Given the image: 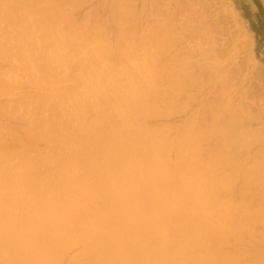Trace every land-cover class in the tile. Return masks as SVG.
Wrapping results in <instances>:
<instances>
[{"label":"bare ground","instance_id":"1","mask_svg":"<svg viewBox=\"0 0 264 264\" xmlns=\"http://www.w3.org/2000/svg\"><path fill=\"white\" fill-rule=\"evenodd\" d=\"M87 2L0 0V264H264L260 114L238 112V97L220 101L234 88L222 81L220 93L208 89L221 105L211 94L181 127L153 122L200 83L189 67H211L215 42L197 46L198 64L196 49L176 63L164 2L112 0L113 30ZM160 29L173 30L171 44ZM206 149L221 165L211 182Z\"/></svg>","mask_w":264,"mask_h":264},{"label":"rangeland","instance_id":"2","mask_svg":"<svg viewBox=\"0 0 264 264\" xmlns=\"http://www.w3.org/2000/svg\"><path fill=\"white\" fill-rule=\"evenodd\" d=\"M90 1H92L90 3H93L94 6L92 4H90V3H88L89 2L88 1L87 2L88 5H87V3H85L87 9L89 8V6L92 5L93 6L92 9H91V10H93L92 12H96V10H98L97 15L100 13L99 18L100 17L103 18V15H104V18H106L105 15H107V19H110L112 22H110V20L106 19L107 21L110 22V24L108 22L106 24H107L108 27H110L111 30H113V28H112L113 27V20H112V17L110 15V13H111L110 5L112 3V0L111 1L108 0L109 3H108V1L106 3V0H104L105 2L103 0H90ZM157 2L160 3V5L162 4V2L165 3V4H163L164 5L163 7H162V5L159 7V10L163 8L161 10V12H159L160 14L163 13V12L167 13V14H162L161 15V17L164 15L165 18L162 17L163 18L162 19L161 17H159V19H161V20L166 19V15L168 17V15H169L168 11L171 12V16H172L173 15L172 12L174 11V13H175V10H176V13H175L173 18H171V16L169 15L170 20L174 19V23H175V25H173V22L170 23L171 29H174V26L175 27L177 26V28H180L182 26V24H186V21L184 20L185 18H189L190 17L188 20L191 23L193 21H195L193 26H191L189 28L190 30H186L185 29V27L187 25H185V27H184V25L182 26L183 27L182 30L185 29L186 31L185 30H183L182 32L180 31L181 33L179 32V29L177 30V28H176L175 31H176L177 35H176V39H175V37L173 38L175 40H173L172 44H171V41H169V40L172 39L171 35H173V32H171V31H173V30H169L168 33H166V32L162 33V31L160 29V33H162L161 34L162 36H163V34H164V36L166 34L169 35V33L171 34L169 37H166L168 35H166L165 37L163 36L162 40L166 39L171 44V46H169L168 53H170L171 56L170 55L169 56L171 58H175L176 57L175 62L179 61L181 63V60L178 59L179 57H177V54L179 53L178 56H180V59H181L182 54L185 53L184 51H186L185 49H187V51H189L188 49L194 51L197 48V46L202 45L200 47L203 50L205 48H207V50H206L207 52L210 49L213 50L212 47H211L212 44L210 43L211 41L215 42V45H214V42H213V45H214L213 47L215 48V50L216 49L217 50H216V52H215V50L213 52L217 53V55L215 54V57H214L215 61L213 59L214 63H213V61H211V63H210V65L212 67L211 68L208 65L209 61L208 62H207V60L205 62L201 61V60L197 61L199 59L203 60V55H204L203 52L204 51H201L202 49H200V50L196 49L197 52L199 51L198 52L200 54V55H198L199 58H197V54L198 53H196V52H195L196 54L194 53V55L191 54L190 56H187L186 58H188V59H186L184 57L186 55V54H184V56H183L185 58L184 61L188 60L187 62L188 63L190 62L189 64H191V60H193V59H195V62L196 61L198 63L201 62V65L199 64L200 66L197 65V66H195L196 67L195 68L192 65V66L189 67L190 71L187 69L189 71V75H191L193 73V75H195V74L199 75L198 76L199 78L201 76L202 79L205 76L207 78V81H206V78H204V81H206V82L203 83V81L201 79V81H199L200 83H196V81L199 80V78L196 76L198 79L194 82V83H196L194 85H197V84L199 85L200 84L199 87L195 86V88H194V85L191 83L189 85L190 87L186 88V90L188 89L186 92H185V89L184 90L182 89L180 91L178 90L179 93L176 92L175 96L179 95L178 99L182 95V97L180 98V99H182V101H180V100H179L180 102L176 101L175 104H177V106L179 104V106H180L181 103H182V106H180L179 108L178 107L176 108V105H175V109L177 111L175 110L173 115L169 116L170 118L168 116H166L168 118H165V116H162L161 118L157 117V118L153 119V122H154V120H156L155 122H160V123L161 122L163 123V121H164V122H166L169 125L171 124V126L175 125V123L178 122V123H176V125L174 127H181L182 124H183L182 123L183 121H185V120L188 121L190 116L191 117L193 116V114L195 113L193 111H195L199 107H202L203 105H206V104H204L205 98H207V96H209L211 94L212 95H214V94L217 95V92L215 93V91H218V88L221 85L220 83L226 82V83H230L232 85L231 87H234V88H229L228 87L229 89H231V91L229 93H227L228 94L227 96L226 95L223 96L224 92H226V91H224L225 87H223L222 89H223L224 92L222 91L223 94L222 93L220 94L221 95L220 97H222V96L223 97L220 98V101L223 102L224 100H222V99L224 97L225 98H230V99H232L231 102H232V105H233V102H234L233 99L235 98V100H236V98L238 97L237 100L234 102V103L237 104L236 110H238V112L241 110V113L244 112L243 114L249 113V115H250L252 112L253 113L251 115L260 114L258 118H260L259 120L263 121L262 123H264V119H263L264 118V0H189V1H187V0H168V1L167 0H157ZM189 2H190V4H188ZM168 3H169V5L166 6V4H168ZM100 5H102V6H100ZM192 5L193 6L195 5L196 9L194 7H192ZM97 6H98V8H97ZM165 6L168 8V10L164 11ZM94 7H96L97 9L96 8L94 9ZM172 7H173V9H172ZM187 7L188 8L190 7V9L187 10ZM108 8H109V12L106 10ZM174 8H175V10H174ZM82 9L83 10L85 9L84 5L81 6V8L78 9V11H80V12L77 11V14H80L79 15L80 17H81V15L82 16L85 15L86 12H91V10H89L90 8L86 12H84L86 9L84 11H82ZM170 9L173 10V11H171ZM104 11L105 12L107 11V12L105 13ZM198 12H200V13H198ZM189 13H190V16H189ZM145 16H148V17L147 18L144 17L143 21L147 22V24L150 21L151 24L149 23V25H151V26H153V24L155 26V25L158 24V22L159 23L161 22L158 19V16H160L158 14H157V16L156 15L153 16V15H150V14H148V15L145 14ZM152 16L155 17V18L157 17L158 22H153V21H157V19L155 20V18H153ZM169 18H168V20H169ZM191 18H193V21H191ZM106 20H105V22H106ZM168 20H167V22H169ZM188 20H187V22H188ZM200 20L202 22L203 21L206 22V23L205 22H203V23L201 22L202 25L203 24L206 25L205 27L203 26L204 28H206V27L208 28V29L206 28L205 32H202L204 30L201 29L202 30L201 31V30H199L200 28H198V26H195V24L199 23ZM191 23H187V24L190 25ZM201 23H200L199 27H201ZM111 25H112V27H111ZM194 26H195L194 30L197 27L196 31L200 32V33H198L199 34L198 35L196 33V31H195V33H192L195 37L193 35L189 36L191 34L189 32L193 29ZM186 28H188V27H186ZM208 30L211 31L210 35H207V34H209ZM206 31H208V33ZM191 32H194V31H191ZM201 32L204 34V36L201 34ZM212 33H213V38H212ZM195 34H197V36ZM199 36H201L202 38H200ZM211 39H213V40H211ZM217 40H218V42H217ZM203 46L205 48H203ZM208 46H209L210 49H208ZM180 51H182L183 53L180 52ZM191 53H193V52H191ZM187 54H189V53L187 52ZM192 55H193V59L189 60V57L192 58ZM211 55H212V58H213V54L212 53H211ZM167 57H168V55H167ZM182 60H183V58H182ZM195 62H194V60L192 61V63H195ZM188 63H187V65L189 66ZM202 65L203 66L204 65H208V69L210 68L212 70V72H213V70H216V73L214 71L213 72L214 75L213 74H207V72L210 73L211 70L207 69V71H206L203 67H202L203 71L202 72L199 71V70H201L199 68ZM195 69H198V71H196ZM204 71H205V73H204ZM209 75H212V76H209ZM191 77H192V75H191ZM210 77L212 79H210ZM192 78H195V77L193 76ZM222 81H224V82H222ZM212 83H214V84H212ZM212 86L217 88V90L215 89V91L213 90L214 93H210L209 94V92H210L209 90L212 88ZM222 86H223V84H222ZM227 86H230V85L229 84L226 85V89L228 90ZM192 87L194 89H192ZM199 88H200V90H199ZM240 89H242L243 92ZM220 91H221V88H220ZM184 92L186 93V95H184ZM190 92H195V93L201 92V93H199L200 96L197 95L195 97V95H194V98L192 99V98H189V97H193L192 94H194V93L191 94ZM235 92H236V94H235L236 96H232V95H234ZM187 93H189V94H187ZM219 93H218V95H219ZM237 93H239V94H237ZM240 93H242L243 95L240 94ZM183 95L185 96L184 100H183V97H184ZM212 95L210 97H213ZM216 95H214V96H216ZM218 95L216 96V98H214L215 99L214 102L219 100V96ZM186 97H188V99H186ZM189 99H191V100H189ZM209 99H211V98H209ZM4 100H5L4 98H1V101H4ZM187 100L189 101V104L187 103L188 102ZM239 100H241V102ZM184 101H187L186 102L187 104H185ZM237 101H239V103ZM207 102L210 103L212 101L209 100ZM214 102L212 103L213 105L215 104ZM218 102L219 101H217V106L221 105V104H219L220 102L219 103ZM183 103L185 104V106H183L184 105ZM201 104H203V105H201ZM238 104H241V105L244 104V105L238 106ZM237 107L240 108V110ZM188 108H189V110H188ZM182 109H183V111H182ZM247 110H248V112H247ZM177 112L180 113V114L178 115ZM183 113H184V115H183ZM171 117H173V120H171L172 119ZM187 117H188V119H187ZM170 120H171L172 123L169 122ZM173 121H174V123H173ZM166 123H163V124H166ZM155 124H157V123H155ZM253 148H251L250 152L248 151V149L246 150V151H248L250 153L249 155L254 156V154H256L255 152L257 150H259L258 145H254ZM238 149L242 150V147L238 148ZM244 149H243V151L236 150L235 156L238 154L237 157H239V153H237V152H241L240 157L241 156H243V158L248 157L249 156L248 152L247 153L246 152L242 153V152H244ZM207 150L208 149H206V151L205 150L202 151L201 152V156L202 155L204 156V157L203 156L202 157H203V161L206 162L205 164H207V162L211 164V166L209 165V168L211 167V170L208 167H206V170L209 169L207 171L212 176L215 175L214 177H212L207 172L206 179L208 180V182L209 181L211 182L212 180H210V179L215 178V177L217 179V176L220 175V173L222 174V172L220 171L221 169L218 168L219 165H220L218 163L219 162V158H215L216 160L209 159L208 156H209L211 150H208V152H209L208 156H207V153H206V155H204L205 152H207ZM245 155H247V156H245ZM212 165L214 166V170H212L213 169ZM205 166H208V165H205ZM223 167H226V166H223ZM229 168H230V170H228L226 168L228 171H226L223 168L225 170V173H223V175L226 174V172H232V170H234V168L233 169H231V167H229ZM204 169H205V167H204ZM209 177H211V178L209 179ZM213 181H214V179H213ZM212 184L213 185H211L209 187L215 188L216 185H218V184L214 185L215 183H213V182H212ZM209 185H210V183H209ZM230 185H231V187L240 186L239 184H237L238 186L237 185L234 186L233 182L230 183ZM220 186L221 185H219L218 187H220ZM224 186L228 187L226 184ZM218 187H216V188H218Z\"/></svg>","mask_w":264,"mask_h":264}]
</instances>
